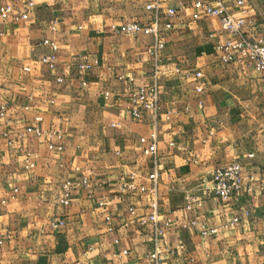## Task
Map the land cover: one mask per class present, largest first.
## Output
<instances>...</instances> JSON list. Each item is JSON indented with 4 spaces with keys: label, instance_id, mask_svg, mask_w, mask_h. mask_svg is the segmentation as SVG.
Masks as SVG:
<instances>
[{
    "label": "crops",
    "instance_id": "1",
    "mask_svg": "<svg viewBox=\"0 0 264 264\" xmlns=\"http://www.w3.org/2000/svg\"><path fill=\"white\" fill-rule=\"evenodd\" d=\"M30 1L0 0V8L29 15L19 22L0 19V107L7 110L0 117V204L6 200L0 206V264H146L153 229L140 220L152 211L153 194L116 196L132 173L150 185L152 161L139 139L150 134L153 121L147 111L133 119L129 98L152 82L147 49L153 37L117 35L110 26L155 21L165 43L162 64L171 71L159 97L163 112L172 113L158 126V214L170 222L165 243L187 246V254L170 264H264L260 183L228 201L185 207L191 196H201L202 179L224 163L245 165L246 183L250 176L264 179V72L237 56L231 63L220 59L215 46L226 35L214 18L192 19L198 0H32L29 8ZM237 1L224 6L235 12ZM243 1L244 32L264 40V0ZM154 4L162 8L158 19L148 8ZM168 9L176 16L169 18ZM168 22L172 28L164 30ZM46 38L59 46L54 71L38 62L49 52L40 46ZM81 63L92 70L82 71ZM176 67L179 73L172 72ZM59 134L63 152L49 149L60 144ZM28 155L32 170L25 167ZM67 180L71 203L65 207L58 189ZM132 206L135 215L128 212ZM234 218V229L201 238L202 226L219 229ZM61 219L65 227L52 231L51 223Z\"/></svg>",
    "mask_w": 264,
    "mask_h": 264
},
{
    "label": "built area",
    "instance_id": "2",
    "mask_svg": "<svg viewBox=\"0 0 264 264\" xmlns=\"http://www.w3.org/2000/svg\"><path fill=\"white\" fill-rule=\"evenodd\" d=\"M225 0H213L212 2H204L198 0L194 3L192 19L194 21H201L206 18H214L218 21L221 31L226 35V39L215 46V50L220 56V59L224 63H231L234 61L235 56L239 59H247L254 64L255 69L264 72V40L262 39H253L246 35L244 32V26L246 24L245 2L239 0L234 5L235 12L227 9L224 6ZM35 6L34 1L28 3L29 8ZM153 9L156 12L157 18H159V13L162 8L159 4H154L148 7ZM176 10L168 9L166 14L169 18L176 16ZM28 13L17 15L12 6L6 5L0 8V19L3 21L13 20L15 22L26 21L28 20ZM172 28L171 22H168L164 30H170ZM110 29L113 33L120 35H131V36H152L153 41L148 46L147 52L152 62L151 78L152 82L147 85L140 87L138 90L133 91L130 94V104L131 117L133 119H140L142 117V112L147 111L151 114L153 121V130L147 136H141L139 139L140 144L143 147V154L146 157H149L152 161V170L147 176V180L150 185H146L139 181V177L136 173L129 175L128 180H123L122 184L118 188L116 198L122 200V198L130 193L132 195L152 193L153 202H152V211L140 220L142 226H151L153 229V250L146 255L145 261L146 264H170L171 260L176 257H182L187 254V246L183 242L177 244H168L165 243V233L169 228V220H162L158 214V194H157V185L160 180L161 171L159 164L160 157V148H159V124L166 120L169 121L172 113L163 112V108L160 102V86L162 78L169 70L164 69L162 64V52L165 49V43L162 41V30L159 27L158 21H155L153 24L146 26L140 22H125L121 25L112 24ZM213 37V35H210ZM40 46L48 48L49 52L42 55L39 58V64L46 67L49 71H54L57 65V56L59 46L53 40L49 38L43 39L40 42ZM82 71L92 70V65L89 63H81L79 65ZM26 71H30V68H26ZM179 73L180 70L176 67L172 72ZM201 73H197L196 77L200 78ZM133 81V79H131ZM59 82L62 79H58ZM202 89L198 88L200 92ZM109 93H105V97L108 98ZM6 106L2 105L0 107V117L4 118L6 116ZM35 134L37 136H43V132L39 129H35ZM49 136H54V133H47ZM60 144H50L49 149H57L60 152L64 151V138L61 134L56 135ZM170 146H173L170 143ZM254 155H249V158H253ZM26 169L32 170L35 168V164L32 162L30 155L26 157L25 160ZM245 165L241 164L238 161H230L224 163L216 168L210 170L206 178L202 179L199 189L201 191V196H191L186 204V209L190 210L192 205L200 206L206 200L211 199H222L223 201H228L235 196H239L244 192H252V184L260 183L264 190V179L260 181L255 176L249 177V183H246L244 177ZM84 184H88V177L84 178ZM70 189L71 182L69 180L62 183L58 189V201L61 205L68 207L71 203L70 201ZM15 194L18 193L16 189ZM6 200H2L0 206L5 205ZM106 201H98V206L100 208L105 207ZM135 207L132 206L129 208L128 212L131 215H135ZM249 215V212L246 213ZM106 228L109 232L113 231L111 225V217L108 215L106 217ZM239 223V218H234L232 221L222 225L218 228H209L202 226L200 236L203 239H208L210 237H215L220 231L227 232L234 229ZM66 220L61 219L59 221H54L51 223L50 228L52 231H58L65 227ZM191 226H197V221H192ZM119 240H115V244H118ZM129 251L126 249L120 255V258L127 256ZM192 261V259H190Z\"/></svg>",
    "mask_w": 264,
    "mask_h": 264
}]
</instances>
